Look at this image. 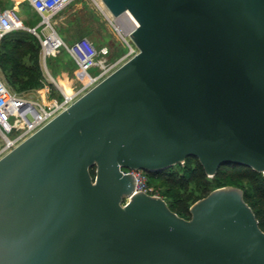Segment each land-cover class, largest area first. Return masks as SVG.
<instances>
[{
  "label": "water",
  "instance_id": "1",
  "mask_svg": "<svg viewBox=\"0 0 264 264\" xmlns=\"http://www.w3.org/2000/svg\"><path fill=\"white\" fill-rule=\"evenodd\" d=\"M103 3L138 53L0 158V264H264L241 188L185 219L123 171L264 175V0Z\"/></svg>",
  "mask_w": 264,
  "mask_h": 264
},
{
  "label": "rangeland",
  "instance_id": "2",
  "mask_svg": "<svg viewBox=\"0 0 264 264\" xmlns=\"http://www.w3.org/2000/svg\"><path fill=\"white\" fill-rule=\"evenodd\" d=\"M15 5H18L17 15L24 21L26 27L22 30L31 33L41 45L39 62L43 71L39 85L28 88V90H22L20 89L21 84L9 83L4 76L5 72L0 70L2 81L17 95L36 99L38 98V91L44 86L49 87V98L51 99H62V91L68 93L82 91L88 84L89 75L81 70L69 50L72 44L81 38H88L99 52L97 66L88 71L92 76L97 75L103 66L106 68L114 66V70H116L131 59L130 46L134 48L135 44L130 37L125 38L117 30L118 23L115 24L109 20L107 14L110 11L103 0H72L63 10L50 18V25L42 23V18L34 10L31 0H0L1 8L11 9ZM32 28H36L37 33L41 36L43 34L50 36L55 32L63 44L47 57H44L40 38L29 30ZM26 63L28 66L32 65L27 61ZM1 145L2 139L0 138ZM195 163L196 160L188 159L176 164L173 170L178 173L186 166H194ZM146 174L150 184L154 186L158 181L151 179L148 171ZM188 185L187 191H183L185 194L192 192L195 188L193 183ZM246 187H248L247 184ZM161 188L164 190V187ZM160 189H158L159 194L162 193Z\"/></svg>",
  "mask_w": 264,
  "mask_h": 264
},
{
  "label": "built area",
  "instance_id": "3",
  "mask_svg": "<svg viewBox=\"0 0 264 264\" xmlns=\"http://www.w3.org/2000/svg\"><path fill=\"white\" fill-rule=\"evenodd\" d=\"M72 0H31L34 10L41 16L42 23L50 25V18L56 13L63 10ZM110 21L117 24L118 19L131 22L133 30L139 26L134 15L126 11L119 17H114L111 13L107 14ZM117 30L126 38L130 37V32L123 31L120 25ZM24 21L17 15L14 8L2 9L0 7V39L6 34L25 29ZM36 34L41 41L43 55L47 57L55 49L60 47L62 40L50 41V36L37 33L36 28L29 29ZM131 58L138 53V48L130 46ZM70 53L82 71L89 75L88 84L81 91L76 93H68L62 91V99L49 98V87H42L38 91V98H28L17 95L12 92L8 86L0 78V138L2 145L0 146V158L8 152L16 148L38 130L48 124L61 112L69 108L81 96L99 84L112 72L114 66L109 68L102 67L101 71L92 76L88 73L97 66V57L99 52L94 44L88 38H81L70 47ZM7 128V129H6ZM125 173L134 174L137 178L136 192L143 191L149 195L160 197L158 189L151 185L148 175L144 170L123 169Z\"/></svg>",
  "mask_w": 264,
  "mask_h": 264
},
{
  "label": "trees",
  "instance_id": "4",
  "mask_svg": "<svg viewBox=\"0 0 264 264\" xmlns=\"http://www.w3.org/2000/svg\"><path fill=\"white\" fill-rule=\"evenodd\" d=\"M41 45L28 31L16 30L0 39V70L5 72L6 80L14 84H21L20 89L28 90L41 83L43 71L40 67ZM31 63V66L27 65ZM7 71V72H6ZM194 166H186L180 172L171 168L148 172L151 179L158 182L154 185L162 188L160 195L165 199L169 208L179 216L190 219V207L199 199L206 197L214 189L224 186L239 187L244 191L247 204L254 211L260 228L264 231V175L250 167L225 165L209 178L196 157ZM95 175V168L91 169ZM193 183L195 188L188 194V184ZM246 184L248 187H246Z\"/></svg>",
  "mask_w": 264,
  "mask_h": 264
},
{
  "label": "bare ground",
  "instance_id": "5",
  "mask_svg": "<svg viewBox=\"0 0 264 264\" xmlns=\"http://www.w3.org/2000/svg\"><path fill=\"white\" fill-rule=\"evenodd\" d=\"M118 24L120 25V27H122V29L126 32L129 33L133 30L132 24L131 22L127 21V20H122V19H118L117 20ZM50 41H56L59 40L61 41V39L59 38V36L53 32L52 34H50Z\"/></svg>",
  "mask_w": 264,
  "mask_h": 264
},
{
  "label": "crops",
  "instance_id": "6",
  "mask_svg": "<svg viewBox=\"0 0 264 264\" xmlns=\"http://www.w3.org/2000/svg\"><path fill=\"white\" fill-rule=\"evenodd\" d=\"M13 8L16 9V11H17L18 10V5L13 6ZM2 9H8V8H2Z\"/></svg>",
  "mask_w": 264,
  "mask_h": 264
},
{
  "label": "flooded vegetation",
  "instance_id": "7",
  "mask_svg": "<svg viewBox=\"0 0 264 264\" xmlns=\"http://www.w3.org/2000/svg\"><path fill=\"white\" fill-rule=\"evenodd\" d=\"M160 197H162V196H160ZM163 198V197H162Z\"/></svg>",
  "mask_w": 264,
  "mask_h": 264
}]
</instances>
